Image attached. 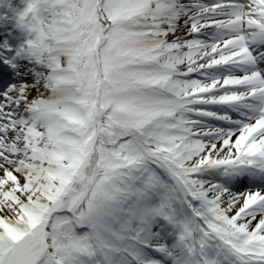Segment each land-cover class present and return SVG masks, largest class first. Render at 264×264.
Masks as SVG:
<instances>
[{"label": "snow or ice", "instance_id": "snow-or-ice-1", "mask_svg": "<svg viewBox=\"0 0 264 264\" xmlns=\"http://www.w3.org/2000/svg\"><path fill=\"white\" fill-rule=\"evenodd\" d=\"M0 264H264V0H0Z\"/></svg>", "mask_w": 264, "mask_h": 264}]
</instances>
